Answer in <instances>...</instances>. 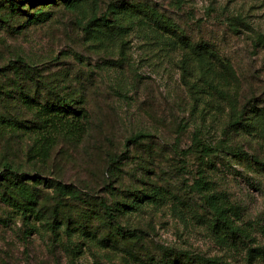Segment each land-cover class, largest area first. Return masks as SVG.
<instances>
[{
    "label": "rangeland",
    "instance_id": "1",
    "mask_svg": "<svg viewBox=\"0 0 264 264\" xmlns=\"http://www.w3.org/2000/svg\"><path fill=\"white\" fill-rule=\"evenodd\" d=\"M128 4L151 7L213 49L207 83L198 81L200 63L189 64L203 87L198 101L181 77L180 46L137 16L121 46L117 37L87 38L61 2L39 22L0 5V115L32 128H0V169L23 173L37 196L25 213L15 203L21 195L0 198V264H163L176 253L188 264H264V169L253 161L264 160V0H97V16ZM21 91L40 102L73 96L87 112L85 134L57 139L42 161L29 152L42 130ZM236 110L248 126L230 125ZM48 181L77 193L59 195ZM154 187L160 204L120 216L141 242L115 235L100 202L128 206ZM221 203L235 237L212 229ZM80 226L110 244L87 239Z\"/></svg>",
    "mask_w": 264,
    "mask_h": 264
},
{
    "label": "trees",
    "instance_id": "2",
    "mask_svg": "<svg viewBox=\"0 0 264 264\" xmlns=\"http://www.w3.org/2000/svg\"><path fill=\"white\" fill-rule=\"evenodd\" d=\"M61 2L65 9L74 13L78 16L79 21L87 38L100 41L107 40L113 41L117 37L122 46L125 41L122 36L128 32L130 25L128 24V18L131 16H137L138 24L141 26H152L155 30H161L169 34L173 39L174 43H177L182 49V58L180 60L181 77L185 85L187 86L190 96L196 102L198 97L203 90V87L198 84L197 80H190L192 77L191 72L193 69L190 67V61L196 59L201 65V75L198 77L199 82L207 83L205 78L208 73L209 65H211L209 57H217L213 49L203 45L195 44L191 42L185 35L184 32L169 18L160 15L151 7L145 4H128L127 7L110 6L108 11L100 16H97L99 8L97 6V0H1L2 5L6 11L11 14L21 15L24 13L28 19V22H39L48 19V10L52 7V4H59ZM30 11H27L28 8ZM6 23V18L2 20ZM12 28L11 31L15 32L18 30L16 27ZM223 67L229 70V66L224 61H221ZM28 64L20 65V68H27ZM211 69V68H210ZM217 90L216 87H213ZM222 92V90H218ZM20 100L27 104L30 108L32 107L33 114L37 119L35 128L42 130L36 132L37 138L33 142L30 148L38 155H41L42 161L46 160L49 156L48 153L53 143L59 139H70L72 141H79L87 130L86 118L87 112L77 106V101L73 96L61 95L57 100L50 101L46 100L40 102L31 98L28 94L21 91ZM32 101V102H30ZM230 125H249L245 124L242 120L241 113L237 114V110L232 114L230 119ZM5 127L13 132H25L31 130V126H27L21 121H11L0 115V128ZM197 147L203 152H210V147L204 145V143L197 141L195 142ZM37 149V150H36ZM36 150V151H35ZM234 153V152H233ZM29 155V154H28ZM235 155V154H234ZM255 164L259 165L264 169V160L254 159ZM50 185L55 187V191L59 195H76L77 191L70 188L69 186L63 185L62 183L55 181H48ZM27 177L23 173L18 172L12 168L11 165L5 164L4 168L0 169V198L4 201H9L6 192L10 191L11 194H19L25 202H15L21 207L22 213L26 211H34V206L37 202V196L32 190H28ZM164 193L159 187H154L149 190L148 193L142 194V196H136L132 203L128 206L122 204V207H111L106 204L105 201L100 202L102 208V216L106 219L112 227L114 234L125 238L127 240L135 239V241L141 242V236L138 234L136 228H130L126 225H122L120 222V216L125 213H130L133 210H139L144 207V204L159 203L163 200ZM205 197L209 200L212 195ZM226 207L221 203L214 207L215 220L211 222L212 229L214 231L224 230L230 237H235L237 227L233 224L232 220L225 214ZM39 213V210H37ZM61 224H64L61 222ZM64 230L69 232L70 228L64 224ZM82 236L87 239H98L93 232L86 231L83 226L76 229ZM101 243L110 244L109 240L98 239ZM250 253V250H249ZM184 259L177 253L174 254L173 260H164L163 264H188L183 261ZM199 264H229L227 262H221L216 259H197Z\"/></svg>",
    "mask_w": 264,
    "mask_h": 264
}]
</instances>
